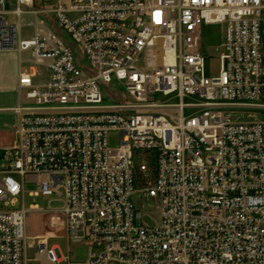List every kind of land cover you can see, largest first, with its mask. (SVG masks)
Instances as JSON below:
<instances>
[{
    "label": "built area",
    "instance_id": "1",
    "mask_svg": "<svg viewBox=\"0 0 264 264\" xmlns=\"http://www.w3.org/2000/svg\"><path fill=\"white\" fill-rule=\"evenodd\" d=\"M263 12L264 0H0V51L17 53L26 99L0 150V264H264ZM207 25L221 27L215 74ZM110 85L121 102L105 101ZM39 196L62 202L66 256L44 238L27 256Z\"/></svg>",
    "mask_w": 264,
    "mask_h": 264
},
{
    "label": "rangeland",
    "instance_id": "2",
    "mask_svg": "<svg viewBox=\"0 0 264 264\" xmlns=\"http://www.w3.org/2000/svg\"><path fill=\"white\" fill-rule=\"evenodd\" d=\"M24 21L27 23L23 27V35L24 36H30L32 28L28 27L29 22H32L31 16H24ZM60 36L61 38L69 43L74 50V53L76 54L77 63L82 67H87L88 62L84 58V56L81 53L80 48L75 45L70 37L61 29L52 27ZM220 26L218 25H207L203 26L201 29V39L204 49L207 52L208 60L206 62V74L209 72L215 74L218 70V54L215 52L214 48L219 44L220 42ZM261 34H262V44H261V54L264 59V12L261 19ZM26 56V55H25ZM24 56V58H26ZM46 77V71L43 67H40V74L35 79L38 82H41ZM102 94L105 97V101L108 102H121L124 98L122 92L123 88L120 86H105L101 87ZM246 118L242 117L241 120H245ZM9 118L8 114L6 112L0 113V134H4L5 130L9 128ZM119 145V137L117 132L111 131L108 134V146L111 149H115ZM36 187L34 184H28L26 186V191L28 190H34ZM26 202L25 206L27 207L30 204H33L32 198H29L26 194L25 196ZM132 202L135 206H137L138 198L137 196L132 197ZM34 204L37 205L38 210L36 211H27L25 214V234L27 237L26 244L28 246L27 248V256L29 258L36 257L37 249L33 246L30 247L31 243L34 245L41 239L46 238V244L48 248L52 247H59L61 250V253L66 256L67 255V244L66 240H64L62 237H58V234H60V230L57 231L56 223H61L62 225V202L59 197L52 196L49 198H44L42 196L36 197L34 200ZM21 205V201L19 202V205ZM144 212H152L151 204L148 203L144 206ZM54 215V216H53ZM53 216V221L51 220ZM145 222L152 224V221L148 218H144ZM62 228V227H61ZM55 233V234H54ZM54 234V235H53ZM32 240V241H31ZM88 253L89 248L84 243H71L70 244V256L71 259L74 260L77 263H83L88 259ZM30 264H38L31 262Z\"/></svg>",
    "mask_w": 264,
    "mask_h": 264
},
{
    "label": "crops",
    "instance_id": "3",
    "mask_svg": "<svg viewBox=\"0 0 264 264\" xmlns=\"http://www.w3.org/2000/svg\"><path fill=\"white\" fill-rule=\"evenodd\" d=\"M24 68H28V66H24ZM18 72L19 57L17 53L0 51V113L6 112L10 121L9 128L5 130L4 134H0V149L11 146L15 137L14 131L17 119L16 116L10 112V109L17 103H26L24 90L19 91ZM44 80L41 82L34 80V83L42 84ZM56 227L57 231L62 229L61 223H56Z\"/></svg>",
    "mask_w": 264,
    "mask_h": 264
},
{
    "label": "bare ground",
    "instance_id": "4",
    "mask_svg": "<svg viewBox=\"0 0 264 264\" xmlns=\"http://www.w3.org/2000/svg\"><path fill=\"white\" fill-rule=\"evenodd\" d=\"M62 234H58V237H61ZM46 240V238H44Z\"/></svg>",
    "mask_w": 264,
    "mask_h": 264
},
{
    "label": "trees",
    "instance_id": "5",
    "mask_svg": "<svg viewBox=\"0 0 264 264\" xmlns=\"http://www.w3.org/2000/svg\"><path fill=\"white\" fill-rule=\"evenodd\" d=\"M1 150V149H0Z\"/></svg>",
    "mask_w": 264,
    "mask_h": 264
}]
</instances>
